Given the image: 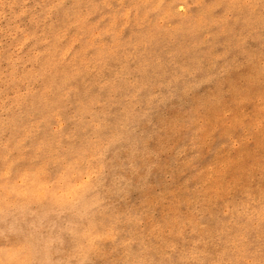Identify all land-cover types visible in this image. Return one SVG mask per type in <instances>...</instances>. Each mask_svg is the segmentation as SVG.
<instances>
[{
  "label": "rangeland",
  "instance_id": "obj_1",
  "mask_svg": "<svg viewBox=\"0 0 264 264\" xmlns=\"http://www.w3.org/2000/svg\"><path fill=\"white\" fill-rule=\"evenodd\" d=\"M233 2L0 0V184L58 171L21 204L53 264L264 258V14Z\"/></svg>",
  "mask_w": 264,
  "mask_h": 264
},
{
  "label": "clouds",
  "instance_id": "obj_2",
  "mask_svg": "<svg viewBox=\"0 0 264 264\" xmlns=\"http://www.w3.org/2000/svg\"><path fill=\"white\" fill-rule=\"evenodd\" d=\"M203 8H208L209 5H201ZM249 8L253 11H259L264 14V0H234L230 5L232 9ZM193 8V4L188 3V0H183V4L179 6L178 15H183L191 19L189 15ZM261 121L259 129L256 127V122ZM253 134H264V111L259 112L252 128ZM95 159H89L87 155L79 162L77 167L81 171L76 176V180L82 182V187H90L97 183V175L94 174ZM57 170L52 171V177H47L38 172L37 169H32L31 173L24 177L23 172L17 174L14 178L11 176L13 183L0 184V235L8 232L15 233L19 239L12 244L0 245V264H53L50 260V233L48 231V222L41 221L34 213H31L21 207L25 198L23 189L27 186L35 187V182L41 179L55 178ZM84 254L88 259L84 264H89L91 257L103 250L101 241H95L97 247L90 246L87 238L81 242ZM242 251V250H241ZM241 257L225 259L223 264H240ZM71 264H80L79 257L73 259ZM124 264H154L153 261L145 260L137 257L131 252L127 253V259ZM211 264V262H209ZM247 264H264V258L256 260H247Z\"/></svg>",
  "mask_w": 264,
  "mask_h": 264
}]
</instances>
